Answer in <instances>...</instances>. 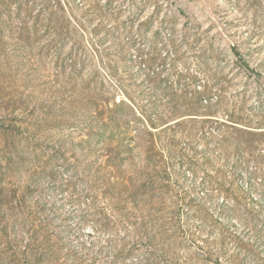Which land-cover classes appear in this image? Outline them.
Segmentation results:
<instances>
[{
	"label": "rangeland",
	"instance_id": "1",
	"mask_svg": "<svg viewBox=\"0 0 264 264\" xmlns=\"http://www.w3.org/2000/svg\"><path fill=\"white\" fill-rule=\"evenodd\" d=\"M248 1L14 0L0 9V189L8 195L5 202L0 197V264H37L35 253L46 255L38 264H146L145 240L131 236L130 223L114 221L115 197L123 192L115 184L143 175L145 149L133 140L138 130H112L109 112L124 90L136 98L149 92L137 51L162 28L167 35L171 17L180 43L187 25L199 39L193 49L183 45L186 66L179 72L204 81L201 67L230 79L238 73L231 52L237 46L264 73V0L258 13ZM145 21L151 23L142 36ZM113 61L123 63L117 76L109 71ZM243 94L249 113H264V82L247 83L239 74L224 97L231 104ZM161 95L154 100L165 103ZM138 103L147 106V96ZM181 145L190 149V138ZM178 169L173 160L171 173ZM260 169L252 180L238 178L243 200L236 211L233 199L218 198L215 226L192 218L176 260L161 264H264ZM185 172L188 185L200 182Z\"/></svg>",
	"mask_w": 264,
	"mask_h": 264
},
{
	"label": "trees",
	"instance_id": "2",
	"mask_svg": "<svg viewBox=\"0 0 264 264\" xmlns=\"http://www.w3.org/2000/svg\"><path fill=\"white\" fill-rule=\"evenodd\" d=\"M13 1L0 0V9L11 6ZM248 2H252L255 13H258V0ZM160 10L161 7H158L157 16ZM178 13L186 16L181 8H178ZM3 17L2 14L0 20ZM174 19L171 17L165 22L169 27L167 35L163 34L162 28L154 34L152 41L146 43L145 51L141 48L137 51L141 59L139 65L148 71L144 82L149 86V92L136 93V98L130 91L124 90V99L115 101V107L109 112L112 130L125 129L128 133L138 130L133 140L145 149L143 175H134L125 182L115 184V187L123 188V192L119 191L115 197L120 218L114 217V221L119 225L130 223L131 236L145 240V251L149 254L145 258L146 264L175 261V251L183 246L188 237L192 218L215 226L211 210L218 198L233 199V210L236 211L243 200L238 178L243 175L252 180L262 173L260 168L264 166V113L248 112L246 94L231 104L224 97L233 78L239 74L246 77L247 83L261 85L264 73L258 69L259 66L252 65L237 46L232 47L231 52L238 73L230 79L223 75V71L212 72L201 67L206 78L204 81L188 71L179 72L180 65L186 66L183 45L193 49L199 39L187 25L181 34L183 43H180ZM150 23L145 21L140 24L142 36ZM130 46L136 47V43L131 41ZM199 59L203 65L205 56ZM121 63L113 61L109 65L113 76L118 75ZM166 71L169 74L165 76ZM173 77L175 80L172 82ZM159 94L166 97L165 103L154 100ZM143 96L148 98L145 107L138 103ZM255 116L258 118L254 119ZM129 117L136 118L142 128L132 127ZM183 137L190 138V149L182 147ZM199 141L203 143L201 150L193 146ZM213 151L217 154L212 155ZM173 160L179 161V169L174 174L170 171ZM250 165L254 169L250 170ZM185 169L192 173L193 179L200 176V182L188 185ZM124 193L127 196L123 199ZM0 197L4 202L8 199L2 188ZM135 239H132L134 245L138 244ZM159 247L162 250L160 255L154 252ZM34 256L37 264L45 261L44 253H35Z\"/></svg>",
	"mask_w": 264,
	"mask_h": 264
}]
</instances>
